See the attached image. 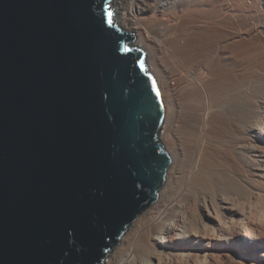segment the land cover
Segmentation results:
<instances>
[{"label": "water", "instance_id": "95a60500", "mask_svg": "<svg viewBox=\"0 0 264 264\" xmlns=\"http://www.w3.org/2000/svg\"><path fill=\"white\" fill-rule=\"evenodd\" d=\"M115 17L0 0V264H102L166 181L163 94Z\"/></svg>", "mask_w": 264, "mask_h": 264}, {"label": "bare ground", "instance_id": "6f19581e", "mask_svg": "<svg viewBox=\"0 0 264 264\" xmlns=\"http://www.w3.org/2000/svg\"><path fill=\"white\" fill-rule=\"evenodd\" d=\"M112 5L160 85L172 163L102 264H264V0Z\"/></svg>", "mask_w": 264, "mask_h": 264}, {"label": "rangeland", "instance_id": "374dc122", "mask_svg": "<svg viewBox=\"0 0 264 264\" xmlns=\"http://www.w3.org/2000/svg\"><path fill=\"white\" fill-rule=\"evenodd\" d=\"M112 2L114 1V0H111ZM112 8H114V6L112 5ZM114 10H115V8H114ZM120 27V26H119ZM121 28V27H120ZM137 43V40L135 39L132 43H131V47H136L135 46V44ZM258 53V54H257ZM257 53H255L256 54V61L257 62H259V63H262L261 65H260V67L258 66L257 68L259 69V68H263L264 67V49H258V52ZM148 55H146V57H147ZM147 63H148V59H147ZM255 68V67H254ZM162 141V140H161ZM163 142V141H162ZM163 144H164V142H163ZM165 145V144H164ZM167 149V148H166ZM110 252H112V250L110 251ZM109 252V253H110Z\"/></svg>", "mask_w": 264, "mask_h": 264}, {"label": "snow or ice", "instance_id": "6c2138e0", "mask_svg": "<svg viewBox=\"0 0 264 264\" xmlns=\"http://www.w3.org/2000/svg\"><path fill=\"white\" fill-rule=\"evenodd\" d=\"M109 15H110V13H109ZM110 23H111V21H110Z\"/></svg>", "mask_w": 264, "mask_h": 264}]
</instances>
